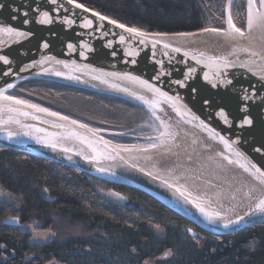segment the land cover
Returning a JSON list of instances; mask_svg holds the SVG:
<instances>
[{
	"label": "water",
	"instance_id": "obj_1",
	"mask_svg": "<svg viewBox=\"0 0 264 264\" xmlns=\"http://www.w3.org/2000/svg\"><path fill=\"white\" fill-rule=\"evenodd\" d=\"M0 3L5 5L0 9V26H11L29 33L27 36L0 34V55L10 61L9 64L0 61V90L21 80H49L122 97L152 114L153 110L137 97L151 100L155 98L154 94L139 83L124 78L137 77L172 97L178 96L177 107L182 111L190 109L199 120L234 141V149L264 168V79H261L264 75V44L233 37L204 41L197 37L204 32L202 30L189 36L167 33L166 36L150 37L141 44L134 35L107 20L100 21L93 16L92 9L85 12L68 4L67 0H57L56 4L51 0H0ZM230 6L226 0L225 29L229 27L227 16ZM14 8L20 11L14 12ZM24 11L28 12L27 17L21 15ZM44 11L49 12L52 23L38 22ZM13 16L16 19H12ZM25 19L29 21L27 24L23 23ZM88 19L93 21L91 28L83 27ZM66 20L74 22L68 24ZM245 28L247 31V0ZM121 35L125 37L124 43L120 42ZM152 39L161 43L153 47ZM45 43L47 48L43 47ZM164 43L172 47L165 49ZM175 47L181 51L174 52L172 49ZM130 51L136 54L129 55ZM185 52L189 55L185 56ZM211 57L217 58L218 62L211 63ZM225 60L230 66H225ZM190 69L194 71L188 76ZM205 74L209 80L204 79ZM178 80H183L185 86L176 83ZM193 88L195 92H192ZM205 100L209 103L205 104ZM28 104L36 105L30 102L13 104L0 98V108L11 106L17 109L16 112L0 113V120L7 121L12 117L20 121L0 123V146L65 164L107 182L141 189L209 233L227 235L264 222V213L248 215L264 198V184L219 155L223 153L233 160L239 159L218 140H213L199 126V120H192L191 115L180 116L171 104L162 103L163 111L157 110L156 114L180 130L185 137V146L181 151L162 155L120 145L108 140L104 136L108 133L106 131L94 130L87 125L81 127L85 124L69 117L60 119V116H65L62 114L50 116L28 107ZM244 108L247 110L243 111ZM221 109L228 115L231 126L224 124L217 115ZM20 112L31 115L23 116ZM245 117L251 118L253 123L240 127ZM104 141L109 142L107 148ZM49 142L57 146L49 147ZM257 148L261 151H255ZM97 152L103 155L95 158ZM190 173H207L220 180L226 178L230 192L224 194L225 199L221 203L203 198L189 184L193 179ZM165 181L186 190V194L191 193L193 198L198 197L203 206L220 212L223 219L209 221ZM241 216L244 219L239 223L224 227L229 220L236 221Z\"/></svg>",
	"mask_w": 264,
	"mask_h": 264
},
{
	"label": "trees",
	"instance_id": "obj_2",
	"mask_svg": "<svg viewBox=\"0 0 264 264\" xmlns=\"http://www.w3.org/2000/svg\"><path fill=\"white\" fill-rule=\"evenodd\" d=\"M77 2L142 32L226 28V0ZM230 11L245 30L246 0H232ZM6 93L110 132L105 137L122 145L138 146L135 128L151 116L122 97L49 80H21ZM32 223L56 235L33 240L21 229ZM0 245V264H264V222L227 235L209 233L141 189L0 146Z\"/></svg>",
	"mask_w": 264,
	"mask_h": 264
},
{
	"label": "snow or ice",
	"instance_id": "obj_3",
	"mask_svg": "<svg viewBox=\"0 0 264 264\" xmlns=\"http://www.w3.org/2000/svg\"><path fill=\"white\" fill-rule=\"evenodd\" d=\"M51 3L56 4L57 0H51ZM67 3L74 5L76 8L83 9L85 12L92 11L91 9L86 8L83 3L77 2V0H67ZM229 5H231V0H229ZM4 7H5V5L3 3H0V9H3ZM60 7H63V5H60ZM262 7H264V0H247V31L250 32L254 25L264 24V11L261 10ZM13 11L19 12L20 10L14 8ZM92 14H93V16L97 17L100 21L107 20L108 23L116 25V27L123 29L125 32L139 38V42L141 44H144L150 37H158V36H166L167 35V33H146V32H142L141 30H139L137 28L128 27L125 24L118 23L116 20H112L107 16L101 15L99 12L93 11ZM21 15H23L24 17H27L28 12L24 11L21 13ZM12 19H16V17L13 16ZM28 22L29 21L27 19H25L23 21V23H25V24H27ZM38 22L41 24H50V23H52V17L50 16L49 12L44 11L41 13ZM65 22L68 24H71L74 21L66 20ZM227 24H228L229 29L231 31L239 34L240 36H243L245 34V30L238 27L236 25V23L233 21V17H232L230 10H229L228 16H227ZM92 26H93V21L91 19L86 20L83 24V27H85V28H91ZM202 31H204V32H226V31H228V29L204 28V29H202ZM0 34H7L9 36H27V35H29V33L19 31V30L15 29L11 26H0ZM177 35L189 36V35H194V33H178ZM124 41H125V37L123 35H121L120 36V42L124 43ZM158 43H161V41L157 40V39H152L153 47H155L156 44H158ZM110 46H111V44H109V47ZM43 47L47 48L48 44L45 43L43 45ZM69 47H72V45H69ZM85 47H87V46H85ZM163 47L165 49H167V48L172 47V46L168 43H164ZM172 50L174 52L181 51V49L178 47H175ZM245 50H247V49H245ZM128 54L134 55L136 53H133L130 51ZM113 55H115V53H113ZM184 55L187 56V55H189V53L185 52ZM252 55H257V53H252ZM193 59H195V57H193ZM262 59H264V57H262ZM209 60L211 61V63H214V64L218 62L217 58H215V57H211V58H209ZM0 61H3L4 64L10 63L9 59L6 56H2V55H0ZM133 63H135V61H133ZM158 63H162V62H158ZM225 66H230L229 62L226 60H225ZM249 70H251V69H249ZM193 71H194V69H190L189 73L187 75L191 76ZM5 74H7V73H5ZM57 74L59 75V73H57ZM124 78L130 79L136 83H139L142 87L146 88L149 92L153 93L155 96V98L151 99V100L145 99L144 97H137L138 99H142L144 101V103L147 104L153 110V113H152L153 117L159 123V127L156 128L158 135L155 138H153V137L148 138L149 140L153 141L149 145L150 148L155 149V148L165 146L169 139L175 138V134L169 131L171 126L165 120H163L159 115L156 114L157 110L163 111V108H161L162 103L171 104V106L174 108V110L182 117H184L186 115H191L192 120H199V117L192 114L190 109H188L186 111H182L180 107H177V101L180 99L178 96L177 97L170 96L167 92L162 91L160 88L149 83L147 80H141L137 77H131V76H125ZM204 79L209 80L210 78L207 74H205ZM261 79H264V75L261 76ZM176 83L180 84L182 87L185 86V82L183 80H178V81H176ZM228 83H231V81H228ZM13 87H15L14 84H8L6 88H4L3 90H0V98H3L6 101H11L13 104H27V102L24 100H19L16 97L11 96V95H5V93L7 92V89L13 88ZM213 87H215L214 84H213ZM195 91H196V89L193 88L192 92H195ZM245 98H247V97H245ZM204 103L207 104V103H209V101L205 100ZM27 106L30 108H35L39 112L48 113V115H50V116H59V113L49 112L48 109L41 108L37 105L28 104ZM242 110L246 111L247 109L244 108ZM4 111L11 113V112H16L17 109H15L11 106H5L3 108H0V113H2ZM19 114L23 115V116L31 115L28 112H20ZM217 115L222 118L224 124L231 126L228 115L225 113V111L223 109H221L217 113ZM33 118L38 119V117H33ZM60 119L67 120L68 117L67 116H60ZM188 122L190 123L191 121H188ZM0 123H20V121L14 120L12 117H9V119L7 121L0 120ZM73 123H76V121H73ZM252 123H253V121L251 118L245 117L239 126L240 127H243L245 125L251 126ZM199 126L204 131L208 132L210 137L213 140H218L221 144H223L224 147L229 150V152H234L235 156L238 157L239 159L233 160L229 156H225L223 153H219V155L223 156L224 159L228 160V162L230 164L231 163L237 164L245 172H248L250 175H252L253 178L259 180L262 184H264V168L257 166L256 163H253L251 160H249L246 156H244L243 153L234 149L233 148L234 141L227 139L224 135H221L220 132L216 131V129L209 127V125L207 123H205L203 120H199ZM81 127H86V125H81ZM38 131H39V129H38ZM8 138L9 139L12 138L11 134H9ZM108 143H109L108 141H104L105 148H107ZM48 146L55 148L57 145L55 143L49 142ZM89 146L92 147L91 144H89ZM147 150L148 149H144V151H147ZM63 151L67 152V151H69V149H63ZM93 151H96V149L93 148ZM255 151L260 152L261 149L257 148V149H255ZM77 155H81V153H77ZM101 155H103V153L97 152L95 158H99V156H101ZM241 160H244L245 162L242 163ZM100 171H104V169H100ZM141 171H143V170H141ZM148 175H151V173H148ZM165 184H167V181H165ZM167 186L170 188H173L176 192H178L180 194V196L184 198L186 203L194 205L199 210L200 214L203 215L209 221H216V220L223 219L220 212L215 211V210H209L208 208L203 206L202 203L199 202L198 197L193 198L191 193L186 194V190H182L180 187H178L176 185L167 184ZM45 191H47V189H45ZM115 195L119 196L118 193ZM257 212L264 213V198H261L258 201V203H256V205L253 208V211L248 213V215L251 216ZM243 219H244V217L241 216L236 221L229 220L228 223H226L224 225V227L227 228L232 223H239V221L243 220ZM13 221L18 222L19 218L14 217ZM157 227H159V226H157ZM33 231H35V229H33ZM187 231L192 233L193 235H195V233L193 232L192 229L189 228V229H187ZM36 235L42 236L44 234L37 232ZM0 247H3V246L0 245ZM164 255L166 257L171 256L172 255L171 250L166 251L164 253ZM145 264H147V261H145Z\"/></svg>",
	"mask_w": 264,
	"mask_h": 264
},
{
	"label": "bare ground",
	"instance_id": "obj_4",
	"mask_svg": "<svg viewBox=\"0 0 264 264\" xmlns=\"http://www.w3.org/2000/svg\"><path fill=\"white\" fill-rule=\"evenodd\" d=\"M262 11H264V7L261 8ZM228 31L226 32H201L197 34V37L204 40V41H215L220 40L224 37H233L237 39H243L250 42H256L259 44H264V24H257L254 25L252 30L245 31V34L243 36H240L239 34L231 31L229 27H227ZM151 114V113H150ZM151 116H153L151 114ZM162 118V117H161ZM163 119V118H162ZM165 120V119H163ZM171 127L169 129L170 132L175 134L174 139H169L165 146L152 149L149 146L140 147L138 149H135L139 152H148L152 153L153 155H162V154H168L175 151H181L183 149V146H185V137L180 132V130L171 124L169 121L165 120ZM107 134H111L108 132ZM106 135V134H105ZM104 135V136H105ZM116 143V142H115ZM119 144V143H118ZM122 145V144H120ZM144 149H148L147 151H144ZM190 176H192V181H189V184L191 185L192 189L201 194L203 198L209 199L214 202L221 203L225 199V193L230 192L229 191V182L226 178H223L220 180L218 177H214L212 175H208L207 173H190ZM227 182L225 183V181ZM228 186V187H226Z\"/></svg>",
	"mask_w": 264,
	"mask_h": 264
},
{
	"label": "rangeland",
	"instance_id": "obj_5",
	"mask_svg": "<svg viewBox=\"0 0 264 264\" xmlns=\"http://www.w3.org/2000/svg\"><path fill=\"white\" fill-rule=\"evenodd\" d=\"M159 127V123L158 121H156L154 119V117L150 116L147 120H145L143 123H141L140 125L137 126V128H135V133L133 134L134 137L138 136V141L139 144L137 145H126L129 147H145V146H149L153 141L149 140V137H153L155 138L158 135V132L156 131V128ZM101 193L103 195H105L108 198L111 199H115V200H123V197L121 195L117 196L115 195L116 193H113L112 191H105V190H101ZM21 229H26L27 231H30L32 234V238L33 240H47L50 239L51 237H53L54 235H56V233L51 230V229H47L46 230H39L37 228V226L32 223V224H27L24 225ZM33 229H35V231H33ZM69 231H71L72 233L77 232L78 228H72L69 229ZM43 233L44 235L42 236H37L36 233Z\"/></svg>",
	"mask_w": 264,
	"mask_h": 264
}]
</instances>
